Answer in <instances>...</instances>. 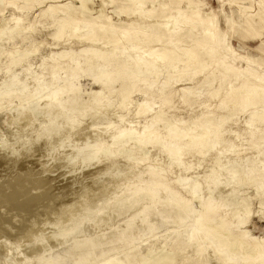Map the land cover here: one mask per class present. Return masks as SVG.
<instances>
[{
	"label": "bare ground",
	"instance_id": "1",
	"mask_svg": "<svg viewBox=\"0 0 264 264\" xmlns=\"http://www.w3.org/2000/svg\"><path fill=\"white\" fill-rule=\"evenodd\" d=\"M181 2H185L186 6L182 7ZM222 6L223 3L216 0L214 6L208 7V13H202L193 0H0L2 11L6 8L11 10V16L7 18L11 23H7L6 16L0 14V41L11 40L12 43L17 38L21 41L13 48L7 61L13 69L32 53V50L22 48L23 41L34 49L39 45V38L38 41L33 38L40 33L48 31L52 43L63 46L60 52L45 54L37 74L31 71L28 76L19 79L13 72L6 96L21 98L20 106L24 107L22 103L32 102V95L41 90L43 95L36 103L41 104L42 112L52 118L59 116L61 111H74L80 116L94 108L96 113H100L116 99L117 108L123 110L129 104L128 98L133 93H139L142 101L137 103L135 115L149 113L154 104L158 105L159 111L149 116L138 131L122 128L111 132L115 145L123 148L122 139L130 137L139 145L162 134L165 136L163 151L173 156L172 161L177 166H180L184 156L202 162L207 153L223 148L213 156L208 176H205L206 182L211 186L213 184L211 189H218L217 176L222 171L216 167L219 164L216 162L224 152H231L229 180H234L239 186L253 187L262 197L264 67L256 58L236 55L225 44ZM109 7L113 8L112 16H122L124 21L108 16ZM249 21L247 19L246 24ZM40 41L43 43L45 40ZM70 44L78 47L69 48ZM3 46L0 42V51H3ZM237 62L244 65L241 67ZM30 69L25 68V72ZM82 77H88L99 86L94 95L83 101L76 86ZM63 82L65 84L58 87ZM194 108L198 111L194 112ZM244 111L248 113L242 128L230 127L237 125L236 117ZM120 115L122 118L123 114ZM158 122H164L162 131L153 128ZM240 142L248 144V147L240 148ZM249 149L254 156L240 162L241 152ZM97 152L93 148L84 155V160L94 158ZM184 169L187 170V167ZM150 174L157 177L158 173L153 170ZM200 191L199 185L194 182L187 192L189 201L181 199L168 206L183 210L179 222L193 215L185 231L175 234L181 239L174 242V249L184 252L194 248L196 260L211 253L218 264H264V238L252 240L246 233L233 235L231 230L245 224L249 211L246 209L242 217L238 214L233 219L227 214L221 215L219 209L222 207L213 203L210 197L200 198ZM233 197H229L231 202ZM194 200L199 203L198 211L187 205ZM257 214L264 216V202ZM93 244L97 245L96 242L90 245ZM90 245L84 246L88 254L92 250ZM177 254V251L158 249L140 256L138 264H175ZM125 259V262L111 259L104 264H136L131 257ZM38 263L53 264L49 260Z\"/></svg>",
	"mask_w": 264,
	"mask_h": 264
},
{
	"label": "rangeland",
	"instance_id": "2",
	"mask_svg": "<svg viewBox=\"0 0 264 264\" xmlns=\"http://www.w3.org/2000/svg\"><path fill=\"white\" fill-rule=\"evenodd\" d=\"M193 1L202 13H208V7L216 4V0ZM219 1L223 3L221 10L225 16V44L236 55L256 58L264 67V0ZM185 4L181 2L182 7ZM112 11L109 7L106 14L113 20L124 21L122 16H112ZM0 14L7 19L11 10L6 8ZM247 19L250 21L246 24ZM7 23H11L10 20ZM17 39L12 40L13 44L11 40L0 41L4 44L0 51V264L6 261L8 264H39L40 260L53 264H104L111 259L125 262V257H131L136 260H132L133 263L138 264L139 258L162 248L179 253L175 264H218L211 253L196 260V249L184 252L174 249V242L181 239L175 234L185 231L193 215L179 222L183 210L168 206L181 199L189 201L187 192L194 182L201 189L200 198L210 197L222 207L221 215L227 214L233 219L238 214L242 217L246 209L249 211L242 228L231 229L233 235L243 232L251 237L248 239L264 238V216L257 214L264 196L259 197L253 187L239 186L229 180L231 152H224L216 162L219 163L216 167L222 171L217 176L218 189H211L213 184L207 183L205 176H208L213 156L223 148L213 149L202 162L184 156L177 166L172 161L173 156L163 151L165 136L162 134L139 145L134 143L133 137L122 139L123 148L113 143L111 132L122 128L138 131L149 116L159 111L154 104L149 113L135 115L136 106L142 101L141 94L133 93L123 110L117 108L116 99L100 113L94 108L80 116L74 111H61L52 118L37 104L43 95L41 90L32 95V102L22 103L24 107L20 106L21 98L6 96L13 72L19 79L31 71L37 74L44 56L63 49L62 45L53 44L45 31L33 38L39 44L34 49L23 41L22 48L32 53L13 69L7 61L13 48L18 46L20 38ZM41 39L48 43H42ZM76 46L70 44L69 48L76 49ZM238 65L242 67L244 63ZM27 67L31 69L25 72ZM64 84L59 83L58 87ZM76 86L82 101L99 89L88 77L80 78ZM197 111L198 108H194V112ZM119 113L123 114L122 118ZM247 113L239 112L237 125L228 126L242 128ZM163 125L164 122H158L153 128L162 131ZM247 145L240 142L239 147L246 149ZM93 148L98 150L96 156L85 161L84 155ZM249 150L241 152L240 162L254 156L252 149ZM153 170L158 173L157 177L150 174ZM231 196L235 201H230ZM187 205L199 210L196 200ZM93 242L97 245H90ZM88 244L92 248L89 254L84 250Z\"/></svg>",
	"mask_w": 264,
	"mask_h": 264
}]
</instances>
